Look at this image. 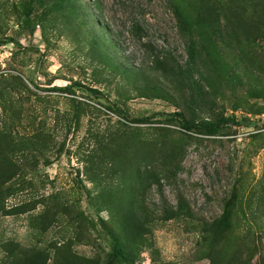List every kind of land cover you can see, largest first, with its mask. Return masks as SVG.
Here are the masks:
<instances>
[{"label":"rangeland","instance_id":"obj_1","mask_svg":"<svg viewBox=\"0 0 264 264\" xmlns=\"http://www.w3.org/2000/svg\"><path fill=\"white\" fill-rule=\"evenodd\" d=\"M204 3L228 16L244 62L239 85L206 62L201 115L235 118L218 135L171 116L184 108L179 92L142 87L170 91L148 67L151 50L185 57L167 0H44L30 18L27 0H0V131L45 140L49 157L14 180L9 200L34 208L0 216L12 243L44 248L52 264H264V0ZM118 62L146 69L121 72ZM160 195L181 207L176 216L163 219ZM140 203L155 248L117 261L111 230Z\"/></svg>","mask_w":264,"mask_h":264},{"label":"trees","instance_id":"obj_2","mask_svg":"<svg viewBox=\"0 0 264 264\" xmlns=\"http://www.w3.org/2000/svg\"><path fill=\"white\" fill-rule=\"evenodd\" d=\"M68 1V0H64ZM75 0H70L72 3ZM170 4L174 16L178 37L181 40L185 51V57L182 59L173 50H151V64L148 65L150 70L158 72V76L167 83L170 91L162 92L157 84H152L144 79L142 87L151 88L160 97L168 98L172 92H179L182 98V111L172 112L171 116L180 117L181 127L185 130H194L197 133L206 135L221 134V130L227 123L235 121L233 117L219 116L212 120L202 116V110L207 108L206 99L208 92L203 84V78L206 76V65H212L226 78L237 83L243 82L242 61L238 50L234 45L231 35L230 22L227 15L216 14L211 11V7H205L204 0H167ZM44 0H27L24 8V15L30 18L33 4H42ZM90 12H86L83 23L89 21ZM221 15L223 25L216 18ZM134 33L139 34L141 27L137 24L133 25ZM92 40L101 51L104 49L105 41L98 35V29L92 28ZM114 39L119 40V35L114 33ZM225 40V41H224ZM111 47V52L115 54L117 47ZM110 57V56H109ZM118 70L126 73H134L143 75L145 67L140 64L128 67L125 62L115 63ZM72 87L69 84L65 87H57L60 90H67ZM183 94V95H182ZM169 99V98H168ZM175 99H177L175 95ZM171 100V99H170ZM172 103H176L171 100ZM120 113L123 114L122 111ZM149 117L142 116L132 118L134 121L148 120ZM18 136L0 131V216L14 215L18 213L29 212L33 209L32 205L24 204L21 209H17L12 204L10 197H14V191L18 189L15 182L18 179L21 183L22 177L27 172V165L31 166L30 172L35 174L36 168L40 162L43 166L48 164L49 157L46 155L47 142L41 140L34 135ZM42 160V161H41ZM15 180V182H14ZM160 189V188H158ZM161 209L160 212L163 219L176 216L181 208L178 204L173 206L160 195ZM44 204V203H43ZM139 211L131 212L130 216H122L117 223V229L111 230L113 245L111 256L117 261L133 262L134 257L143 250V247L155 248L153 241L145 238V233L149 223L142 218L148 213V207L145 208L144 203L137 206ZM43 224L45 223V204L44 210L38 215ZM41 231L45 230V225L40 227ZM18 244L12 243L10 238L0 232V250L3 252L0 264H52L48 251L40 246L18 247Z\"/></svg>","mask_w":264,"mask_h":264}]
</instances>
